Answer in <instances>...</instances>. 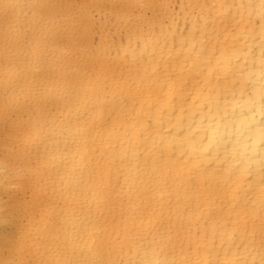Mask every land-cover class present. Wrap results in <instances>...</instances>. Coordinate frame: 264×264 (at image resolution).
<instances>
[{
	"label": "clouds",
	"instance_id": "clouds-1",
	"mask_svg": "<svg viewBox=\"0 0 264 264\" xmlns=\"http://www.w3.org/2000/svg\"><path fill=\"white\" fill-rule=\"evenodd\" d=\"M0 264H264V0H0Z\"/></svg>",
	"mask_w": 264,
	"mask_h": 264
},
{
	"label": "snow or ice",
	"instance_id": "snow-or-ice-1",
	"mask_svg": "<svg viewBox=\"0 0 264 264\" xmlns=\"http://www.w3.org/2000/svg\"><path fill=\"white\" fill-rule=\"evenodd\" d=\"M107 149L101 144L97 149L96 154V172L99 176L101 184L110 176V169L108 167Z\"/></svg>",
	"mask_w": 264,
	"mask_h": 264
},
{
	"label": "bare ground",
	"instance_id": "bare-ground-1",
	"mask_svg": "<svg viewBox=\"0 0 264 264\" xmlns=\"http://www.w3.org/2000/svg\"><path fill=\"white\" fill-rule=\"evenodd\" d=\"M73 2L76 3V4H79V3H82L83 0H73Z\"/></svg>",
	"mask_w": 264,
	"mask_h": 264
}]
</instances>
